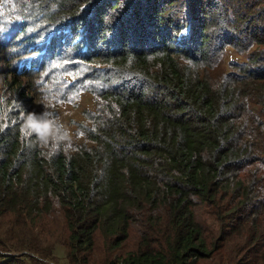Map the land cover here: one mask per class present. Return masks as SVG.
Returning <instances> with one entry per match:
<instances>
[{"label":"trees","instance_id":"trees-1","mask_svg":"<svg viewBox=\"0 0 264 264\" xmlns=\"http://www.w3.org/2000/svg\"><path fill=\"white\" fill-rule=\"evenodd\" d=\"M0 37V264H90L132 228L105 264H264V0H0ZM54 66L95 112L30 88ZM45 112L56 150L25 131ZM53 219L66 246L44 252Z\"/></svg>","mask_w":264,"mask_h":264},{"label":"rangeland","instance_id":"rangeland-1","mask_svg":"<svg viewBox=\"0 0 264 264\" xmlns=\"http://www.w3.org/2000/svg\"><path fill=\"white\" fill-rule=\"evenodd\" d=\"M0 43L4 44V38L0 40ZM1 58L2 57L0 56V97H2L3 94L5 96H11L9 95V92L12 88L8 86L10 79L7 78L9 75V65L6 62L1 61ZM69 70H75V68H69ZM58 71V66H54L47 72L36 75L35 77L29 79L27 84H29L30 88L35 92H42V94H44V92L49 93L52 87L51 84L53 79L57 75ZM80 78H82V76H80ZM67 81L68 82L66 84L72 83L68 79ZM78 83L79 81H75L73 84L76 86ZM27 84H24V86ZM79 85L83 86L82 84ZM79 94L80 93L70 98L72 99L71 103L61 104L60 107L55 106L57 111H59L58 114H61L60 117H65V115L62 114L64 108L70 112L71 118L74 117V115L80 116L83 110H95V102L98 101V98H94L93 96L89 95H82L78 97ZM45 98L48 104H51V99H55V97L50 95ZM60 220L61 219L50 220L48 225L44 226L40 230L41 235L36 239V241L39 243L44 252L52 253L55 249L64 248L66 246V237L62 234L63 226ZM207 220L209 225L214 224V221L211 218H207ZM44 230L46 233H44ZM213 236L214 241L218 236L215 232L213 233ZM138 241L139 237L135 228L131 229L130 237L120 245H115L107 236L98 235L95 238V249L91 253L90 257H88L90 259L89 262L90 264H105L107 262H111L116 258L126 255L128 252L135 251L138 248ZM224 253L226 254V257L219 256L214 261H201L200 264H232L230 261L232 258L231 256H228L227 250H224Z\"/></svg>","mask_w":264,"mask_h":264},{"label":"clouds","instance_id":"clouds-1","mask_svg":"<svg viewBox=\"0 0 264 264\" xmlns=\"http://www.w3.org/2000/svg\"><path fill=\"white\" fill-rule=\"evenodd\" d=\"M54 80H56V82ZM54 80L51 84L52 87L49 93L55 90H61L67 97L72 98L82 90L80 89L78 92L71 91L62 78H59L58 73L54 77ZM25 131L28 135L34 133L38 140L44 145H48L49 141H51L53 150H56L61 142L69 140L67 131H65L63 126L58 123L57 119L48 112L29 114L25 121Z\"/></svg>","mask_w":264,"mask_h":264}]
</instances>
